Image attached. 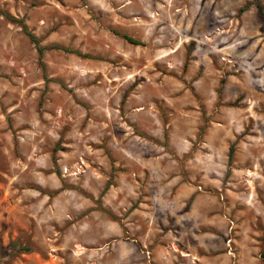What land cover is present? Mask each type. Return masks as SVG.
<instances>
[{"label": "rangeland", "instance_id": "374dc122", "mask_svg": "<svg viewBox=\"0 0 264 264\" xmlns=\"http://www.w3.org/2000/svg\"><path fill=\"white\" fill-rule=\"evenodd\" d=\"M253 1L0 0V264H264Z\"/></svg>", "mask_w": 264, "mask_h": 264}, {"label": "trees", "instance_id": "16d2710c", "mask_svg": "<svg viewBox=\"0 0 264 264\" xmlns=\"http://www.w3.org/2000/svg\"><path fill=\"white\" fill-rule=\"evenodd\" d=\"M254 5V7L257 9L258 13L260 14V16L264 19V7L261 3L260 0H254L253 2H247L245 3V5L243 7H241L238 11L239 12H243L247 7ZM23 30L25 32V34L30 38V40L35 43L37 50L39 52V54L41 55L43 53L44 50L46 49H59L62 50L64 52H73L70 49L63 47V46H59V45H53L51 47H42L39 45V40L32 35L30 32H28L25 28V26H23ZM120 36L125 39L128 43L134 44V45H140L142 44L141 41L127 35V34H120ZM231 155V154H230ZM23 251H30L31 248L30 247H24L22 249Z\"/></svg>", "mask_w": 264, "mask_h": 264}]
</instances>
